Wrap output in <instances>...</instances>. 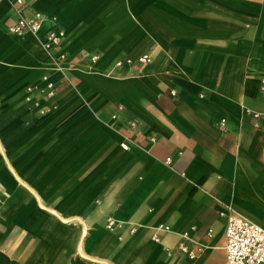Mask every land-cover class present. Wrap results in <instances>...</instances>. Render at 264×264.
Here are the masks:
<instances>
[{
	"label": "crops",
	"instance_id": "crops-1",
	"mask_svg": "<svg viewBox=\"0 0 264 264\" xmlns=\"http://www.w3.org/2000/svg\"><path fill=\"white\" fill-rule=\"evenodd\" d=\"M11 1L0 0V264H226L227 207L264 228V118L256 128L244 113H264V0H27L40 38L65 32L55 54L68 80L34 37L10 33ZM45 74L52 98L37 90ZM184 233L194 260L177 250Z\"/></svg>",
	"mask_w": 264,
	"mask_h": 264
},
{
	"label": "built area",
	"instance_id": "built-area-1",
	"mask_svg": "<svg viewBox=\"0 0 264 264\" xmlns=\"http://www.w3.org/2000/svg\"><path fill=\"white\" fill-rule=\"evenodd\" d=\"M27 0H13L10 2L11 8L17 19L14 21L9 31L15 36H24L26 34L34 37L41 48L46 52L49 62L50 71L52 73L59 74L60 78L68 80L67 71L70 66L67 57L63 53L55 54L56 51L62 46L65 40V32L62 30L52 29L44 37H39V31L43 21L42 16L34 12L31 18L25 16V10L27 7ZM94 64L98 57L92 56L86 58ZM151 62L149 56H142L137 58L135 61L125 59L116 61L114 64L115 69L132 67L134 64L146 65ZM41 81L44 87L38 88L40 94L46 96V98H52L55 95V81L51 80L49 74L42 76ZM34 88L28 87L26 89L27 98L26 102L31 101L30 94ZM259 91L264 93V74L261 75L259 80ZM175 95L174 92H172ZM44 113V110L41 111ZM245 116H249L254 120V126L258 128V121L264 118V113L254 112L251 110H245ZM218 127L223 130L225 127V121L222 120ZM125 147V146H124ZM164 165L167 167L171 166V159L167 158L164 160ZM221 217L226 219L225 225V262L226 264H264V228L256 225L249 220L245 219L238 213H236L231 207H227L225 213H221ZM116 226L115 221L112 219L107 220L106 228L109 231H113ZM169 227L160 226L157 231L167 233ZM208 237L212 236V232L208 231ZM155 242H160V238L157 235L153 236ZM193 242L190 240L189 235L184 233L181 235V241L177 244V250L183 255L187 256L190 260L196 259L201 248L190 245Z\"/></svg>",
	"mask_w": 264,
	"mask_h": 264
}]
</instances>
